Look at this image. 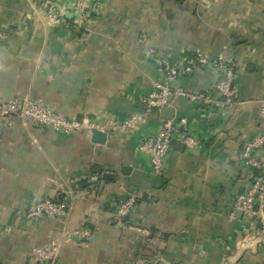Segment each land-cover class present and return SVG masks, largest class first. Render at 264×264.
Returning a JSON list of instances; mask_svg holds the SVG:
<instances>
[{"label":"crops","instance_id":"crops-1","mask_svg":"<svg viewBox=\"0 0 264 264\" xmlns=\"http://www.w3.org/2000/svg\"><path fill=\"white\" fill-rule=\"evenodd\" d=\"M152 50L189 68L174 86L192 93L217 94L226 74L213 61L231 60L234 103L172 96L171 119L145 115L165 80ZM14 100L105 127L106 139L0 120V264H41L34 251L50 240L61 242L55 264H264L259 221L235 208L253 181L244 144L264 135V0H94L82 20L75 0H0V105ZM183 119L197 145L174 142L157 176L138 146ZM130 197L135 209L117 226ZM63 200V217L32 215ZM82 227L89 241H64Z\"/></svg>","mask_w":264,"mask_h":264},{"label":"built area","instance_id":"built-area-1","mask_svg":"<svg viewBox=\"0 0 264 264\" xmlns=\"http://www.w3.org/2000/svg\"><path fill=\"white\" fill-rule=\"evenodd\" d=\"M76 7L79 11L81 20L85 19L91 9L94 0H75ZM50 19L57 22L55 16L50 15ZM155 57L161 71L165 75V80L156 84L155 91L144 100L145 115L151 114L153 111H161L164 107H169L170 98L179 96L196 102L202 106L208 107H224L234 103L237 96L236 90L233 88L234 63L231 60L219 58L213 61V64L225 71L226 81L219 84L216 93L199 92L192 93L183 88L176 87L175 82L179 75L189 68L181 69L177 65L170 63L164 57L156 56L155 51L150 52ZM199 65L205 66L211 63L210 59L199 55ZM218 95V96H217ZM141 116L137 115L126 123L113 126L114 130H124L135 125ZM0 120L7 126L13 125L16 121L24 123H33L40 126L50 127L55 130L71 133L89 129L90 131H104L105 127L97 124H91L77 119H69L64 114L55 111L37 101H9L0 105ZM186 121L165 120L160 129L153 137L143 139L138 146V152L144 156L151 166L153 174L162 176L164 174V161L172 150L176 141H182L186 145L193 147L197 145V141L186 134ZM264 149V135L256 137L244 144L241 155L242 163L257 171L253 174V181L250 187L242 194L238 195L235 201V208L241 210L246 217L257 219L262 229L260 241L264 243V160L259 159L257 153ZM91 182H96L97 177H92ZM136 206V198L130 197L122 201L114 214L113 221L117 226H123L126 218L133 212ZM69 204L67 200L60 202L41 201L37 203L32 211V215H46L50 217H63L67 215ZM92 230L82 227L70 231L65 235V242L83 243L92 237ZM61 250V242L58 240H50L43 247L34 251V255L41 264H53L58 259Z\"/></svg>","mask_w":264,"mask_h":264},{"label":"water","instance_id":"water-1","mask_svg":"<svg viewBox=\"0 0 264 264\" xmlns=\"http://www.w3.org/2000/svg\"><path fill=\"white\" fill-rule=\"evenodd\" d=\"M173 112H174L173 109H170L168 107H164L162 109L163 117L166 119H171ZM93 138L96 142L103 143L104 140L106 139V133L98 130H93Z\"/></svg>","mask_w":264,"mask_h":264},{"label":"trees","instance_id":"trees-1","mask_svg":"<svg viewBox=\"0 0 264 264\" xmlns=\"http://www.w3.org/2000/svg\"><path fill=\"white\" fill-rule=\"evenodd\" d=\"M258 172L257 171H255V170H253V174L255 175V174H257ZM54 202H60V201H54ZM136 202H137V199H136ZM114 218V217H113ZM128 218V217H127ZM127 218H126V220L125 221H127ZM89 241V240H88ZM87 242V241H86ZM86 242H83V243H86Z\"/></svg>","mask_w":264,"mask_h":264},{"label":"rangeland","instance_id":"rangeland-1","mask_svg":"<svg viewBox=\"0 0 264 264\" xmlns=\"http://www.w3.org/2000/svg\"><path fill=\"white\" fill-rule=\"evenodd\" d=\"M57 261V260H56ZM56 261H55V263H56ZM55 263H53V264H55Z\"/></svg>","mask_w":264,"mask_h":264}]
</instances>
